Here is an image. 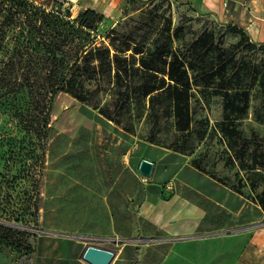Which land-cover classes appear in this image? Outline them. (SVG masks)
<instances>
[{
	"label": "rangeland",
	"instance_id": "rangeland-1",
	"mask_svg": "<svg viewBox=\"0 0 264 264\" xmlns=\"http://www.w3.org/2000/svg\"><path fill=\"white\" fill-rule=\"evenodd\" d=\"M33 1L47 9H68L71 17L85 8L95 9L104 16L97 31L102 38L111 31L135 34L137 22L129 18L144 13L145 22L137 32H147L149 38L145 52L135 54L137 65L153 76L152 82L157 78L165 82L147 94L132 129L127 117L133 113L121 101L115 106L111 91L98 99L120 121L58 91L43 126L37 118L49 99L41 88L46 69L35 55L18 54L13 43L7 45L8 51H0V264H83L71 239L113 251L141 241L134 232L135 214L124 215L123 203L150 198L159 188L157 182L172 171L173 195L179 193V177L206 186L207 175L242 198L241 225L222 231H247L248 238L256 229L258 264H264V68L253 88L236 94L192 85L188 124L180 128L174 109L173 28L185 18H190L193 30L218 26V21L187 0ZM188 36L184 33L183 38ZM224 36L225 44L241 38L231 31ZM252 42L255 49L248 52L264 59V42ZM26 78L32 89L25 85ZM85 84L93 87L95 81L86 79ZM141 158L155 161L153 175L138 171ZM218 192L236 204L237 197ZM107 203L113 204L112 212ZM211 204L212 218L231 216ZM43 235L51 238L41 239ZM28 249L32 251L26 257ZM46 251L48 256L43 255Z\"/></svg>",
	"mask_w": 264,
	"mask_h": 264
},
{
	"label": "trees",
	"instance_id": "trees-1",
	"mask_svg": "<svg viewBox=\"0 0 264 264\" xmlns=\"http://www.w3.org/2000/svg\"><path fill=\"white\" fill-rule=\"evenodd\" d=\"M103 19V14L92 8H85L71 17L68 9L54 6L47 9L33 0H0V51H8L7 45L13 43L18 54L35 55L38 64L46 69L41 88L49 99L44 100L42 116L37 118L43 126L48 122L50 100L58 91H65L78 101L99 107L101 114L111 121H120L115 114L106 112L103 109L105 103L101 105L98 99L99 94L111 91L116 96L114 105L121 101L126 110L133 113L127 117L132 129L141 117L147 94L163 86L164 78L152 82L153 76L142 72L135 58V54L141 55L146 50L149 36L145 34L147 32H137L146 15L141 13L129 18L137 22L135 34L111 31L102 38L97 37V31ZM189 21L190 18L180 20L173 28L176 41L171 63L176 66L173 71L174 109L180 128L188 124L185 119L188 115V91L192 85H202L215 91L233 90L236 94L253 88L264 68V59H256L255 51L248 52L255 49V44L240 25L218 22V26L203 25L200 30H193ZM226 31L238 32L241 38L225 44ZM184 33H189V36L183 38ZM38 48L44 51L39 53ZM86 79H94V86L88 87ZM26 81L25 85L32 89V81L29 78ZM196 174L202 173L196 170ZM207 180L211 189H202L222 202V196L214 193L212 185L221 191H227V188L213 178ZM237 198L239 205L243 201ZM223 203L231 208L238 206H230L227 201ZM30 251L28 249L24 255L28 257Z\"/></svg>",
	"mask_w": 264,
	"mask_h": 264
},
{
	"label": "crops",
	"instance_id": "crops-1",
	"mask_svg": "<svg viewBox=\"0 0 264 264\" xmlns=\"http://www.w3.org/2000/svg\"><path fill=\"white\" fill-rule=\"evenodd\" d=\"M187 1L196 4L203 15L218 22L240 25L252 41H264V0ZM224 1L227 2L225 5ZM151 173H155V161ZM174 176L172 171L160 179L157 182L159 188H154L150 198L133 204L123 203L124 215L135 214L134 232L141 241L122 244L114 250V258L109 264H258L256 229L249 231L248 238L245 236L247 231H222L227 227L241 225L244 203L238 205L237 198V208H231L223 203L227 199L223 195V201L219 202L202 189L209 191V185L204 187L203 184L184 177H179L180 190L173 195ZM203 177L207 184V178L211 177ZM200 184V188L196 187ZM212 187L217 194L218 186ZM224 193L236 199V195H231L229 190ZM211 201L231 216L212 218ZM107 207L112 212L113 204L107 203ZM44 237L51 238L43 235L41 239ZM71 240L75 243L79 259L83 264H88L81 257L85 247L83 243L78 239ZM43 255L48 256L49 253L46 251Z\"/></svg>",
	"mask_w": 264,
	"mask_h": 264
},
{
	"label": "water",
	"instance_id": "water-1",
	"mask_svg": "<svg viewBox=\"0 0 264 264\" xmlns=\"http://www.w3.org/2000/svg\"><path fill=\"white\" fill-rule=\"evenodd\" d=\"M153 169V161L141 158L138 164V171L144 176H150ZM75 238H83L80 235H69ZM115 252L109 248L87 244L82 252V259L88 264H109Z\"/></svg>",
	"mask_w": 264,
	"mask_h": 264
},
{
	"label": "built area",
	"instance_id": "built-area-1",
	"mask_svg": "<svg viewBox=\"0 0 264 264\" xmlns=\"http://www.w3.org/2000/svg\"><path fill=\"white\" fill-rule=\"evenodd\" d=\"M226 3H227L226 1L223 2L224 5H225Z\"/></svg>",
	"mask_w": 264,
	"mask_h": 264
}]
</instances>
